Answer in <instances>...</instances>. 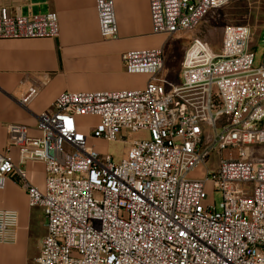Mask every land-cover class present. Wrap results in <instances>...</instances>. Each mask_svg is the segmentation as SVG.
Wrapping results in <instances>:
<instances>
[{
    "label": "built area",
    "instance_id": "2783aa9c",
    "mask_svg": "<svg viewBox=\"0 0 264 264\" xmlns=\"http://www.w3.org/2000/svg\"><path fill=\"white\" fill-rule=\"evenodd\" d=\"M233 1L149 0L152 32H192ZM95 4L101 36L117 39L114 0ZM59 34L56 13L0 7V40ZM253 40L249 25L226 26L219 50L193 37L178 84L162 76L164 46L129 51L125 71L150 77L143 90L65 92L39 115L38 137L8 128L0 190L14 179L45 218L33 264H264V62L255 67ZM38 95L30 86L19 103ZM123 132L141 138L120 163L90 142ZM12 147L20 164H44L43 188ZM19 230V212L0 209V244H15Z\"/></svg>",
    "mask_w": 264,
    "mask_h": 264
},
{
    "label": "crops",
    "instance_id": "0c3cea01",
    "mask_svg": "<svg viewBox=\"0 0 264 264\" xmlns=\"http://www.w3.org/2000/svg\"><path fill=\"white\" fill-rule=\"evenodd\" d=\"M114 4L119 35L117 39L106 40L100 33L95 0H0V7L23 17L56 13L60 27L55 39L0 40V153L10 145L11 125L25 126L30 136L38 137L39 115L49 111L62 93L146 87L150 77L127 73L122 55L133 50L161 48L167 37L152 32L149 0H114ZM30 86L38 87L39 95L25 108L19 101ZM10 154L29 180L43 188L44 164H20L17 147H12ZM0 209L20 214L18 240L15 244H0V264H29L32 209L14 179L0 190ZM40 216L42 240L46 225L43 213ZM36 244L40 251V243Z\"/></svg>",
    "mask_w": 264,
    "mask_h": 264
},
{
    "label": "rangeland",
    "instance_id": "374dc122",
    "mask_svg": "<svg viewBox=\"0 0 264 264\" xmlns=\"http://www.w3.org/2000/svg\"><path fill=\"white\" fill-rule=\"evenodd\" d=\"M228 25H249L254 33L253 52L255 54V67H259L264 62V0L255 1H235L230 4L212 11L201 23V25L192 32H182L173 38H167L163 44L165 56V69L163 78L178 84L182 77V61L186 49L191 43L193 37H200L205 40L213 49L219 50L223 37L224 28ZM88 121L89 119H82ZM92 124L93 120L89 121ZM88 122V123H89ZM88 129V127H86ZM85 130V128H84ZM86 131V130H85ZM141 138L140 134L130 132L118 135L117 141L91 140L97 149L111 156L115 163H120L127 157L130 143ZM212 199L219 208L221 203V193L215 191L212 193ZM24 200L20 203L23 205ZM31 211V222L29 224L30 232L28 233L30 243V261L39 252V246L36 242L41 241L42 227L40 224L41 209L34 208Z\"/></svg>",
    "mask_w": 264,
    "mask_h": 264
},
{
    "label": "trees",
    "instance_id": "16d2710c",
    "mask_svg": "<svg viewBox=\"0 0 264 264\" xmlns=\"http://www.w3.org/2000/svg\"><path fill=\"white\" fill-rule=\"evenodd\" d=\"M238 1V0H237ZM242 1V0H241ZM233 2H235V1H233Z\"/></svg>",
    "mask_w": 264,
    "mask_h": 264
}]
</instances>
